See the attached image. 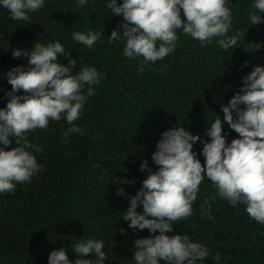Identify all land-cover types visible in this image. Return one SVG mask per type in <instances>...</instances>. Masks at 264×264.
I'll use <instances>...</instances> for the list:
<instances>
[{"label":"trees","instance_id":"1","mask_svg":"<svg viewBox=\"0 0 264 264\" xmlns=\"http://www.w3.org/2000/svg\"><path fill=\"white\" fill-rule=\"evenodd\" d=\"M254 3L226 0L232 13L229 35L240 33L235 48L222 49L219 38L201 46L177 29L175 50L145 64L143 71L139 70L142 57L129 59L123 56V41L109 42L112 30L123 32L119 27L123 17L113 15L106 0H88L83 7H77V0H44V7L30 14L31 23L13 20L0 5V108L6 107V93L11 91L6 73L28 66L26 57L12 56L13 48L31 50L35 43L58 41L77 59L73 74L89 66L103 76L91 86L93 95L73 122L82 133L65 137L71 125L63 117L50 120L46 129L27 133L28 141L42 148L40 152L26 149L40 170L30 182L16 184L14 192L0 193V264H48L49 253L61 247L74 264L77 254L72 245L80 239L103 242L107 257L103 264H135L134 241L152 233L129 228L121 217L130 203L128 197L136 194L149 174L140 170L141 162L146 160L152 171L158 170L152 153L161 133L183 126L200 136L192 150L202 165V141H210L207 129L217 115L226 142L238 138L223 121L221 105L240 91L242 77L254 66L264 67V12L261 23L250 25ZM90 30L102 33L91 49L73 39L74 32ZM67 60L58 56L59 63ZM83 87L86 94L89 85ZM10 139L8 148L15 146ZM117 179L131 182L117 184ZM205 199L211 219L201 214ZM192 208V215L174 223L173 232L166 235H187L209 249V255L196 264H264V224L250 218L245 204L232 205L221 198L205 177ZM137 211H143L142 205ZM217 254L219 261L214 259Z\"/></svg>","mask_w":264,"mask_h":264},{"label":"clouds","instance_id":"2","mask_svg":"<svg viewBox=\"0 0 264 264\" xmlns=\"http://www.w3.org/2000/svg\"><path fill=\"white\" fill-rule=\"evenodd\" d=\"M87 2L77 0V7ZM0 5L13 20L31 23L30 14L44 7V0H0ZM106 6L113 15L123 17L119 25L123 32L112 30L109 42L123 41V56L129 59L142 57L140 71L145 64L155 63L175 50L177 29L198 40L201 46L212 43L213 38H219L217 43L224 50L238 45L240 33L229 35L232 13L226 0H123L120 4L106 0ZM252 7L256 13L250 14V25H256L262 22L264 0H255ZM101 35L91 30L86 34L77 31L73 39L91 49ZM12 56L26 57L28 66H16L6 73L11 91L6 93V107L0 108V193L14 192L16 184L30 182L40 170L35 156L26 149L40 152L42 148L28 141V132L46 129L50 120L59 121L62 117L71 125L65 137L84 131L73 122L80 118L87 97L93 95L91 86L103 78L89 66L73 74L77 59L58 41L35 43L31 50L13 48ZM58 56L68 57L67 63H59ZM242 81L240 91L227 105H221L223 121L238 133V138L226 142L217 115L207 129L210 141H202L203 165L192 150L201 137L183 126L161 133L152 153L157 171H152L146 160L141 162L140 170L147 169L149 174L136 194L128 197L130 203L121 217L129 222V228L152 233L134 241L135 264H196L209 255V249L187 235H166L173 232L174 223L192 215V204L205 177L216 186L217 195L232 205L245 204L250 218L264 224V67L254 66ZM85 84L89 85L86 94ZM10 137L15 146L8 148L13 143ZM121 182L131 181L117 179V184ZM138 205H142V212L137 211ZM200 207L201 214L211 219L209 201L205 199ZM125 231L120 229L121 234ZM103 249L100 240H78L72 245L77 254L74 264H103L107 259ZM92 255L95 261L87 258ZM214 259L219 261L220 256L217 254ZM48 264L73 262L61 247L49 253Z\"/></svg>","mask_w":264,"mask_h":264}]
</instances>
